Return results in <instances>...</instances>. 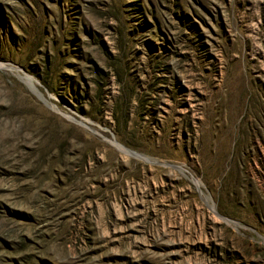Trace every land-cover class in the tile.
<instances>
[{"label":"rangeland","instance_id":"obj_1","mask_svg":"<svg viewBox=\"0 0 264 264\" xmlns=\"http://www.w3.org/2000/svg\"><path fill=\"white\" fill-rule=\"evenodd\" d=\"M0 264H264V0H0Z\"/></svg>","mask_w":264,"mask_h":264},{"label":"bare ground","instance_id":"obj_2","mask_svg":"<svg viewBox=\"0 0 264 264\" xmlns=\"http://www.w3.org/2000/svg\"><path fill=\"white\" fill-rule=\"evenodd\" d=\"M23 77V76H22ZM27 82V81H26ZM29 83V82H28ZM27 83V84H28ZM33 87V86H32ZM37 88V87H36ZM35 90V89H34ZM36 93V92H35ZM42 95V94H41ZM50 105V104H49ZM84 125H86V126H88V127H90L87 123H85V122H83V121H81ZM112 142L114 143V144H116V146H117V148L120 150V151H122V152H124V153H127V152H129L128 151V148H126L124 145H121L120 143H118L117 141H115V140H112ZM193 177V176H192ZM193 180H194V182L196 183V185L198 186V187H200L201 186V181L200 180H198V179H196L195 177H193ZM213 208H214V206H213Z\"/></svg>","mask_w":264,"mask_h":264},{"label":"water","instance_id":"obj_3","mask_svg":"<svg viewBox=\"0 0 264 264\" xmlns=\"http://www.w3.org/2000/svg\"><path fill=\"white\" fill-rule=\"evenodd\" d=\"M114 144V143H113ZM116 146V144H114ZM117 147V146H116ZM128 151L126 154L130 155V156H133V157H136V158H139V159H143V160H146V161H149V158L146 157L145 155H142L136 151H133L131 149L128 148ZM179 167V166H178ZM180 168V167H179ZM181 169V168H180ZM194 181V180H193Z\"/></svg>","mask_w":264,"mask_h":264}]
</instances>
